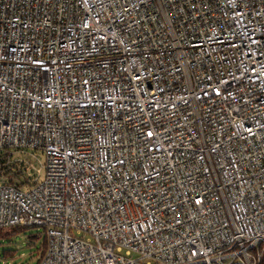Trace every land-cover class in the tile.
<instances>
[{"label": "built area", "instance_id": "built-area-1", "mask_svg": "<svg viewBox=\"0 0 264 264\" xmlns=\"http://www.w3.org/2000/svg\"><path fill=\"white\" fill-rule=\"evenodd\" d=\"M15 227L39 264H260L264 0H0Z\"/></svg>", "mask_w": 264, "mask_h": 264}, {"label": "rangeland", "instance_id": "rangeland-1", "mask_svg": "<svg viewBox=\"0 0 264 264\" xmlns=\"http://www.w3.org/2000/svg\"><path fill=\"white\" fill-rule=\"evenodd\" d=\"M19 157L24 158L27 162L34 164L38 168L41 166L39 160L42 162L45 161L43 154L40 152L26 153L19 155ZM40 178L43 179V175ZM13 230L9 228V231ZM43 231L44 229L42 227H31L22 230L9 239H0V264H37L38 256L33 257V249L29 247V242L30 237L37 236L43 233ZM35 243L40 244L41 240Z\"/></svg>", "mask_w": 264, "mask_h": 264}, {"label": "trees", "instance_id": "trees-1", "mask_svg": "<svg viewBox=\"0 0 264 264\" xmlns=\"http://www.w3.org/2000/svg\"><path fill=\"white\" fill-rule=\"evenodd\" d=\"M27 228H31V227H15L12 228L14 229L13 231H9V229H0V239H4V238L9 239L11 236L18 234L22 230H26ZM40 240H41L40 244H36V243L34 244V242L36 241L39 242ZM29 247L33 249L32 251L33 257L38 256L37 264H39V262L45 255L47 249V238L45 235V231H43V233H40L37 236L30 237ZM260 264H264V255Z\"/></svg>", "mask_w": 264, "mask_h": 264}]
</instances>
